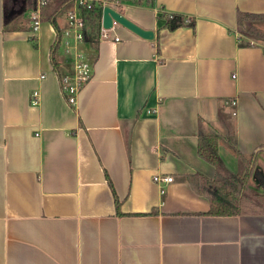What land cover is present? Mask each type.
Listing matches in <instances>:
<instances>
[{"label": "crops", "instance_id": "obj_1", "mask_svg": "<svg viewBox=\"0 0 264 264\" xmlns=\"http://www.w3.org/2000/svg\"><path fill=\"white\" fill-rule=\"evenodd\" d=\"M120 3L153 39L118 26L95 49L81 45L91 78L70 105L44 13L32 34L34 6L5 25L0 0V264H264V215L209 216L192 185L214 177L197 155L199 127L224 134L226 123L242 155L256 154L252 186L264 187V42L237 25L239 13L264 16V0ZM172 15L193 26L165 29ZM60 60L71 75V57Z\"/></svg>", "mask_w": 264, "mask_h": 264}, {"label": "trees", "instance_id": "obj_2", "mask_svg": "<svg viewBox=\"0 0 264 264\" xmlns=\"http://www.w3.org/2000/svg\"><path fill=\"white\" fill-rule=\"evenodd\" d=\"M5 1L4 19L5 25L12 22L13 17H19L15 11L11 10L12 5H29L34 6L35 0H9ZM29 1V2H28ZM120 1V0H119ZM122 1V0H121ZM43 21L51 24L55 31V39L50 47L49 60L54 73L60 75V55H61V28L63 27V15L72 7V0H52L47 5ZM8 8V10H7ZM85 17V33L84 42L91 48H96L100 38V23L102 18V7L95 6L90 10H84ZM62 19V21H61ZM262 22L264 16L250 15L239 13L237 15L238 28H242L248 33L249 38L263 41L264 32L249 25L245 26V21ZM193 23H186L182 16L172 15L165 20L164 28L169 31H174L182 27H192ZM20 27H15L17 29ZM223 121V118H220ZM225 133L220 134L212 128L207 130L199 127L197 141V155L204 162L209 164L214 169V177L207 179L197 176V179L192 181L195 192L204 197L209 203V211L207 215L215 217L225 216H241V215H264V187L255 189L252 184V178L259 181L261 185V175L255 170V155L246 158L242 155L237 147L234 131L231 127L223 124ZM223 145L233 156L240 162L241 169L238 173L230 172L223 164L219 156V146ZM262 149H258V152ZM262 186V185H261ZM116 210L118 211L120 203L115 200Z\"/></svg>", "mask_w": 264, "mask_h": 264}, {"label": "built area", "instance_id": "obj_3", "mask_svg": "<svg viewBox=\"0 0 264 264\" xmlns=\"http://www.w3.org/2000/svg\"><path fill=\"white\" fill-rule=\"evenodd\" d=\"M50 0H35L34 7L30 12V32L37 34L40 30L43 11L49 4ZM119 0H72V7L65 13L63 21L64 25L61 28V52L64 56L71 57L72 74L61 77V91L64 94L67 103L75 105L77 95L82 87L91 78L92 64H90L85 55L80 50L81 45H85V17L84 10H90L92 7L101 6L108 7L120 14L118 8L120 7ZM114 20H112V28L109 30L103 29L102 18L100 23V39L109 38V33L114 27H118ZM113 40L118 42L119 39L114 37ZM38 92L34 91L31 95L30 104L36 106L38 104ZM231 106H235L236 102L231 101ZM153 182L156 184L170 183L172 177L155 175Z\"/></svg>", "mask_w": 264, "mask_h": 264}, {"label": "water", "instance_id": "obj_4", "mask_svg": "<svg viewBox=\"0 0 264 264\" xmlns=\"http://www.w3.org/2000/svg\"><path fill=\"white\" fill-rule=\"evenodd\" d=\"M112 20H114L118 25L121 27L129 30L130 32L134 33L138 37L151 40L153 39V33L151 31L143 30L142 28L138 27L128 19H126L123 15L113 11L108 7H104L102 9V27L103 29L109 30L112 28Z\"/></svg>", "mask_w": 264, "mask_h": 264}, {"label": "rangeland", "instance_id": "obj_5", "mask_svg": "<svg viewBox=\"0 0 264 264\" xmlns=\"http://www.w3.org/2000/svg\"><path fill=\"white\" fill-rule=\"evenodd\" d=\"M121 1V0H120ZM151 0H122L121 2H122V4H131V5H135V4H140V5H143V4H148V2H150ZM11 2V0H9V7H10V3ZM29 2V1H28ZM52 2V0H50V3ZM121 4V3H120ZM49 6H47V8H48ZM28 8H30V6L29 5H26V6H24V5H20V3L19 4H17V5H12V9L11 10H13V11H15L17 14L19 13L20 14V18H21V21H23V19H24V21H26L27 20V14H28V12H29V9ZM27 10H28V12H27ZM118 10L120 11L121 9H120V7L118 8ZM47 10H46V8L44 9V11H43V13L45 14V12H46ZM65 15V14H64ZM64 15H63V17L62 18H64ZM61 21H62V19H61ZM245 23V26L246 27H248L249 25H251V26H255L257 23L256 22H250L249 20H247V21H245L244 22ZM238 31H239V33H241L243 36H247V37H249L248 35V33H246L245 32V30H243V27L242 28H238ZM239 166V165H238ZM240 170V168H238V171ZM251 186H252V184H251Z\"/></svg>", "mask_w": 264, "mask_h": 264}]
</instances>
